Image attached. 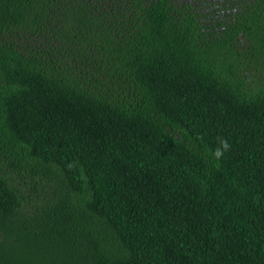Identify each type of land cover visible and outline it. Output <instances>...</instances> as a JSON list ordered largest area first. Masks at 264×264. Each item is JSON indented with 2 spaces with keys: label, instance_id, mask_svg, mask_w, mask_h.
I'll return each mask as SVG.
<instances>
[{
  "label": "trees",
  "instance_id": "obj_1",
  "mask_svg": "<svg viewBox=\"0 0 264 264\" xmlns=\"http://www.w3.org/2000/svg\"><path fill=\"white\" fill-rule=\"evenodd\" d=\"M0 264H264V0H0Z\"/></svg>",
  "mask_w": 264,
  "mask_h": 264
}]
</instances>
